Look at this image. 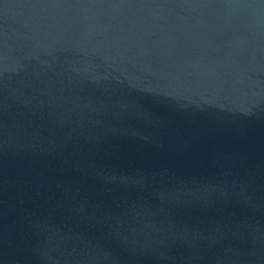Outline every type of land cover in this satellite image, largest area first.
<instances>
[{"label":"water","instance_id":"obj_1","mask_svg":"<svg viewBox=\"0 0 264 264\" xmlns=\"http://www.w3.org/2000/svg\"><path fill=\"white\" fill-rule=\"evenodd\" d=\"M0 264H264V0H0Z\"/></svg>","mask_w":264,"mask_h":264}]
</instances>
